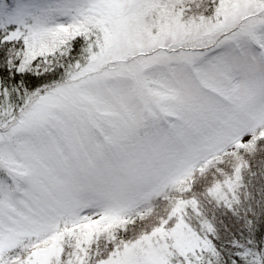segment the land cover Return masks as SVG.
Segmentation results:
<instances>
[{
  "label": "snow or ice",
  "instance_id": "obj_1",
  "mask_svg": "<svg viewBox=\"0 0 264 264\" xmlns=\"http://www.w3.org/2000/svg\"><path fill=\"white\" fill-rule=\"evenodd\" d=\"M0 264H264V0H0Z\"/></svg>",
  "mask_w": 264,
  "mask_h": 264
}]
</instances>
